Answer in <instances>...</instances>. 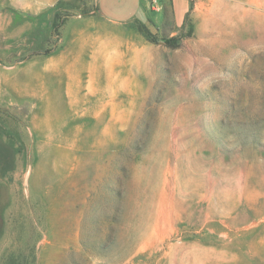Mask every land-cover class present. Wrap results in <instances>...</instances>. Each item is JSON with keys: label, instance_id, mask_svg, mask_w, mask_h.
Masks as SVG:
<instances>
[{"label": "rangeland", "instance_id": "1", "mask_svg": "<svg viewBox=\"0 0 264 264\" xmlns=\"http://www.w3.org/2000/svg\"><path fill=\"white\" fill-rule=\"evenodd\" d=\"M0 0V264H264V0Z\"/></svg>", "mask_w": 264, "mask_h": 264}, {"label": "crops", "instance_id": "2", "mask_svg": "<svg viewBox=\"0 0 264 264\" xmlns=\"http://www.w3.org/2000/svg\"><path fill=\"white\" fill-rule=\"evenodd\" d=\"M192 0H170L177 19H183L190 10ZM98 11L108 22L123 24L144 13L143 0H98Z\"/></svg>", "mask_w": 264, "mask_h": 264}]
</instances>
